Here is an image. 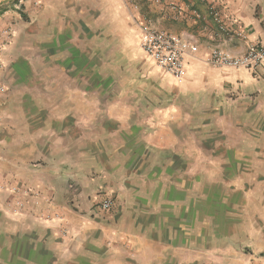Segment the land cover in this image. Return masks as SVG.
I'll list each match as a JSON object with an SVG mask.
<instances>
[{
    "label": "crops",
    "instance_id": "0c3cea01",
    "mask_svg": "<svg viewBox=\"0 0 264 264\" xmlns=\"http://www.w3.org/2000/svg\"><path fill=\"white\" fill-rule=\"evenodd\" d=\"M21 12L0 41L15 85V157L0 163L19 225L69 229L67 252L86 264H264V64L208 61L264 45V0H21ZM146 26L188 43L181 80L139 53ZM32 64L66 68L54 88L48 67L43 87H19ZM106 196L110 221L95 207Z\"/></svg>",
    "mask_w": 264,
    "mask_h": 264
},
{
    "label": "rangeland",
    "instance_id": "374dc122",
    "mask_svg": "<svg viewBox=\"0 0 264 264\" xmlns=\"http://www.w3.org/2000/svg\"><path fill=\"white\" fill-rule=\"evenodd\" d=\"M21 13V0H0V41L1 44L8 43L12 39V27L11 25L15 24V16H20L21 19L25 20V16ZM2 49V48H1ZM139 53L142 55L144 59L149 63V65L158 70L159 68L149 59L145 57L141 48L139 47ZM45 67H48L46 70ZM50 67V68H49ZM60 64L56 65H47V64H32L33 74L30 77V81L26 80V82L21 84L19 87L24 88H39L43 87L42 80L39 81L37 75L42 76L44 71L47 72V75L50 73L53 74L52 80L47 82V86L56 85L58 74L61 69L66 68L65 65L62 66L61 69ZM86 68L91 72L92 65H86ZM106 67V65H105ZM69 70L74 68L73 66H68ZM51 69V70H50ZM14 71L13 65L11 63H5V61L0 59V138H2V143L0 147V162L2 161V155H7L11 157H15V110L12 107V98L15 97V85H11L7 81V75H10V72ZM63 71V70H62ZM36 74V75H35ZM36 78V79H35ZM47 80V79H46ZM27 84V85H26ZM75 86V85H73ZM85 86H88L85 84ZM88 98H92L90 94L87 96ZM99 98L100 104L108 103V95L106 92H103V95ZM87 102V101H86ZM5 155V156H6ZM15 162V160H14ZM4 162L0 163V259L3 261V264H86L84 259H79L74 255L68 254L67 243H65L64 239H69L72 236L71 231L69 229L64 228L59 231L57 237L49 235V232L45 231L40 226H35L37 229L26 231L19 222L27 218L21 216L23 209H18V205L15 200V173L14 175H9V170L3 166ZM13 165V162H8ZM197 189H196V200H202L205 196L203 191V183L204 179L202 176L197 175ZM199 181V182H198ZM24 195H27V191L23 192ZM211 194L212 197L218 199V194L216 192L208 193ZM228 197V195H227ZM230 197V194H229ZM232 197V195H231ZM110 199L112 204L111 208L108 211L102 210L100 208V202L103 199ZM95 207H98L101 211V214L106 221L113 220L114 214L118 211L116 201L112 197H101L96 203ZM218 226V224H211V229H214ZM32 239L28 241V237ZM71 236V237H70ZM119 241L123 243H127L126 240L122 238H118L117 240H109L108 246L115 247L119 243ZM222 243V240H213L209 241V243ZM201 243V241H199ZM121 246V245H119ZM125 245H123L124 247ZM200 246V245H197ZM238 248V245L235 246ZM248 248H244L247 251ZM109 254V253H108ZM97 257V256H95ZM133 256H130V259ZM104 258V256L102 257ZM90 260H94L91 263L97 264V259L94 257H90ZM101 261V260H98Z\"/></svg>",
    "mask_w": 264,
    "mask_h": 264
},
{
    "label": "built area",
    "instance_id": "2783aa9c",
    "mask_svg": "<svg viewBox=\"0 0 264 264\" xmlns=\"http://www.w3.org/2000/svg\"><path fill=\"white\" fill-rule=\"evenodd\" d=\"M219 28L224 30L221 23ZM139 45L145 57L160 70L178 81L182 79L185 65L184 55L189 48L186 41L146 26L142 29ZM208 61L214 66L245 68L254 72L264 64V45L251 44L247 51L240 56H229L215 49L210 52ZM111 204L110 199H103L100 202V208L108 211Z\"/></svg>",
    "mask_w": 264,
    "mask_h": 264
}]
</instances>
